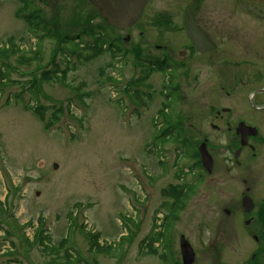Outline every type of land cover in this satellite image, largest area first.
Here are the masks:
<instances>
[{"label":"rangeland","instance_id":"1","mask_svg":"<svg viewBox=\"0 0 264 264\" xmlns=\"http://www.w3.org/2000/svg\"><path fill=\"white\" fill-rule=\"evenodd\" d=\"M32 1L35 4L31 5V0H0V45L9 48L13 44L20 50L6 59L11 68L5 70L13 84L0 88V264H163L157 257L144 256L148 247L144 240L156 212L164 214L162 202L171 201L163 193L168 186L191 185L203 177L191 172L196 162L193 152L203 135L210 134L209 86L199 82L197 88L195 81L179 79L187 98L178 100L169 114L172 125H185L186 144L153 139L168 134L161 127L157 132L156 127L157 115L168 102L165 78L156 74L144 78L145 86L135 84L144 77L141 63L147 58L148 38L151 40L153 33L149 25L161 8L154 4L139 25L145 30L123 33L109 28L104 32L110 41L116 43L119 38L121 53L117 57L122 62L110 52L89 61L74 55L70 69L68 64L62 65L64 83H41L34 100L31 82L38 80L44 69H51L53 62L61 63L63 56L57 52L58 38L30 31L22 17L39 9L37 17L54 37L77 34L102 21L88 0ZM140 31L145 32L144 37H139ZM127 34L131 40L123 43ZM83 41L93 44L88 36ZM33 51H39L41 59L20 65L21 57H35ZM80 53L83 57L94 55L91 51ZM2 64L0 61V67ZM111 77L122 80L112 82ZM36 102L38 108L48 110L47 118L62 109L60 119L48 131L33 111ZM169 114L160 120L167 121ZM185 169L189 172L185 181H175L173 176ZM198 188L188 200L175 234L183 232L193 248L202 252L218 230L243 233L246 218L242 211L231 218L223 212L231 208L230 203L241 201L243 188L237 191L230 185L229 192H220L211 178ZM214 200L216 203L211 202ZM82 224L87 225L89 234L99 235L104 248L117 247L113 256L91 251V238ZM199 232L203 233L202 246L196 242ZM44 236H50L52 246L59 247L58 254L35 244ZM127 236L129 239H122ZM239 245L232 242L225 249L234 262L241 254ZM67 252L73 263H68ZM212 263L201 257L197 264Z\"/></svg>","mask_w":264,"mask_h":264},{"label":"flooded vegetation","instance_id":"2","mask_svg":"<svg viewBox=\"0 0 264 264\" xmlns=\"http://www.w3.org/2000/svg\"><path fill=\"white\" fill-rule=\"evenodd\" d=\"M154 4L161 8L153 17L165 24L156 26V19L151 24L155 31L149 41L153 49L150 68L162 64L175 79L209 86L210 134L201 141L209 148L213 169L208 174L199 165L203 177L189 189L198 191L211 178L220 192H229L233 185L244 193L241 201L223 210L228 218L243 212L244 232L218 230L216 237L211 235L207 250L194 249V264L201 257L213 260L212 264H264V0H148L147 10ZM187 10L197 25L195 41L185 27ZM173 177L184 182L180 174ZM245 196L253 201L250 212L243 206ZM187 204L180 200L162 203L164 214L157 215L156 224L154 217L151 220L147 256L154 258L157 249L160 257L168 259L162 260L164 264H183L180 242L184 233L176 236L175 228ZM202 236L199 232L196 237L201 246ZM232 242L240 244L236 262L225 252Z\"/></svg>","mask_w":264,"mask_h":264},{"label":"trees","instance_id":"3","mask_svg":"<svg viewBox=\"0 0 264 264\" xmlns=\"http://www.w3.org/2000/svg\"><path fill=\"white\" fill-rule=\"evenodd\" d=\"M36 12V11H35ZM39 10H37L36 13H38ZM35 15V14H34ZM33 17L35 18L34 20L27 18L29 24H30V29L33 31H38V32H44L47 36L48 34L50 35V31L47 32L45 31L43 24L41 23V21L38 19V17H36V15ZM84 35H88L90 36L89 38L92 39L93 44H87L84 43L83 41V36ZM50 37V36H49ZM79 41L80 43L77 44L76 42ZM62 45H71V49L68 51L67 49H64L67 52H61L63 59L61 63H52V68L51 69H45L44 71L40 72L39 75V79L38 80H34L31 82L30 84V88L29 91L32 95L33 98L37 99L38 93H39V86L41 83H45L51 80H57L58 82H62L64 83L65 80V74L66 71L61 70L62 65L64 64H68L67 69H70L71 66V62L70 59L72 56H76L78 59L84 60V61H89L92 58L96 57V56H100L106 52H111L113 54V56L115 57L120 50H118L117 46L115 45V43H111V41H108L104 35L102 33H98L96 32L94 29L89 28L86 31H84L83 33L74 36V37H68V38H63L62 39ZM84 45L82 48L80 45ZM65 48V47H64ZM107 49V50H106ZM116 49V50H115ZM19 51V50H17ZM16 50L14 52H11L10 50H6V49H1L0 50V59L4 60V63L2 64L3 67H0V88L5 87V86H10L12 85V81H10V78L5 70V68H11V66L8 64L7 60L9 56H14L16 55ZM80 51H91L94 53V55H89L88 57H83V55L80 53ZM33 54L35 57L32 58H25L21 57V60H19V64L22 66H29L32 63H34L36 60H40V52L39 51H33ZM69 54V55H68ZM66 69V70H67ZM35 72L32 73V75H34ZM147 74V77H149V74ZM111 81H113L112 78H110ZM17 98H20V96H18ZM48 110H42V109H37L35 111L36 116L41 120V122L44 125V129L46 131H48L52 126H54L57 121L60 119V115L62 113V109L57 110L56 112H53L50 115V118L47 119L46 114H47ZM172 195V196H177L179 198V196L181 195L179 192H166L165 195ZM68 243L67 239H64L62 241V244L65 246ZM91 251L96 252V253H100L101 251L103 253H107V255H113L112 251L113 248L109 247V248H103L102 246H100L99 242H98V236L92 237L91 236ZM40 246L43 248V250L47 253H55L58 254L60 249L59 247L56 248L55 246H52L51 242H50V236H44L41 241L39 242ZM66 259L70 261L71 259V254L69 252L66 253ZM70 263V262H69Z\"/></svg>","mask_w":264,"mask_h":264},{"label":"water","instance_id":"4","mask_svg":"<svg viewBox=\"0 0 264 264\" xmlns=\"http://www.w3.org/2000/svg\"><path fill=\"white\" fill-rule=\"evenodd\" d=\"M99 11L100 16L104 18L107 23L115 27L128 28L135 24L141 17L143 8L147 0H89ZM186 25L193 26V19L188 20L186 17ZM195 28L190 30L194 33ZM200 155L202 164L208 172L211 171V158L207 152L206 146L200 147ZM250 199L245 198L244 206L248 207ZM181 250L183 253L184 264H193L195 254L190 244L182 238Z\"/></svg>","mask_w":264,"mask_h":264}]
</instances>
